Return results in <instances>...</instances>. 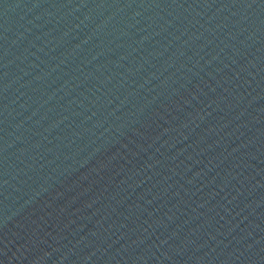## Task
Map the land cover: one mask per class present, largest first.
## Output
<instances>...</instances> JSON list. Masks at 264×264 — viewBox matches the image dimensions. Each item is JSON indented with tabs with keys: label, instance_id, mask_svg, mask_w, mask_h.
Segmentation results:
<instances>
[{
	"label": "water",
	"instance_id": "95a60500",
	"mask_svg": "<svg viewBox=\"0 0 264 264\" xmlns=\"http://www.w3.org/2000/svg\"><path fill=\"white\" fill-rule=\"evenodd\" d=\"M0 264H264V0H0Z\"/></svg>",
	"mask_w": 264,
	"mask_h": 264
}]
</instances>
